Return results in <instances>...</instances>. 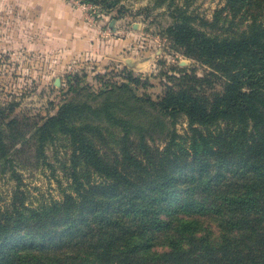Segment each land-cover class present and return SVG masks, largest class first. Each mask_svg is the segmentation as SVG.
<instances>
[{
  "label": "rangeland",
  "instance_id": "374dc122",
  "mask_svg": "<svg viewBox=\"0 0 264 264\" xmlns=\"http://www.w3.org/2000/svg\"><path fill=\"white\" fill-rule=\"evenodd\" d=\"M63 1L80 8L89 5L101 36L124 39L127 45L104 60L92 57L63 65L54 53L29 46L41 42L44 15L38 9L50 1L0 0V213L40 209L67 195L78 196L75 173L85 181H100L99 171L75 155L79 138L90 140L105 162L120 169H134L124 161L125 151L144 163L167 148L177 156L186 154L192 134L188 117H170L157 101L186 73L195 77L190 80L200 90H221L228 66L206 62L177 46L169 32L176 19L187 18L222 38L264 32V0ZM129 74L140 82L130 81ZM64 103L78 105L76 114L67 124L43 128ZM179 215L197 219L198 227L181 234L176 220L174 227L147 240L143 255L171 251L176 245L196 253L202 246L219 245L227 234L218 216ZM244 247L252 250L245 256L247 263L254 264V256L261 255L253 253L260 250L252 249L253 244ZM74 255L82 256L78 251Z\"/></svg>",
  "mask_w": 264,
  "mask_h": 264
},
{
  "label": "trees",
  "instance_id": "16d2710c",
  "mask_svg": "<svg viewBox=\"0 0 264 264\" xmlns=\"http://www.w3.org/2000/svg\"><path fill=\"white\" fill-rule=\"evenodd\" d=\"M169 32L177 46L228 66L221 90H200L186 73L157 101L170 117H188L189 150L177 156L167 148L146 163L125 151L124 161L134 166L129 170L105 162L90 140L77 139L75 155L102 178L85 181L75 173L78 196L40 209L0 213V264H248L245 256L252 250L244 244L260 250L253 254L263 259L256 255L253 262L264 264V32L222 38L187 18L176 19ZM128 79L140 82L132 74ZM78 107L62 104L43 128L67 124ZM183 213L218 216L226 236L196 253L176 245L143 255L147 240L174 227L176 220L181 234L198 227L197 219L179 217ZM258 237L259 243L251 239ZM77 251L82 256H75Z\"/></svg>",
  "mask_w": 264,
  "mask_h": 264
},
{
  "label": "crops",
  "instance_id": "0c3cea01",
  "mask_svg": "<svg viewBox=\"0 0 264 264\" xmlns=\"http://www.w3.org/2000/svg\"><path fill=\"white\" fill-rule=\"evenodd\" d=\"M49 1L45 9H38L44 15V30L40 32V43H30L32 48L54 53L64 65L92 57L104 60L116 56L120 48L127 45L124 39L105 40L101 28L86 18L82 8L68 5L63 0Z\"/></svg>",
  "mask_w": 264,
  "mask_h": 264
},
{
  "label": "built area",
  "instance_id": "2783aa9c",
  "mask_svg": "<svg viewBox=\"0 0 264 264\" xmlns=\"http://www.w3.org/2000/svg\"><path fill=\"white\" fill-rule=\"evenodd\" d=\"M81 7H82V9L83 10H85L86 11V18L90 21V22H92V23H94L95 22V19H94V16H93V14L91 13V11H89V5H81Z\"/></svg>",
  "mask_w": 264,
  "mask_h": 264
}]
</instances>
